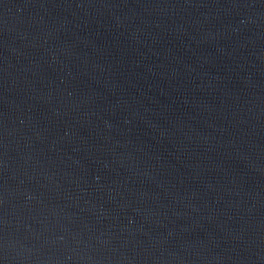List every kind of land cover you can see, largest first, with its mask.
Returning <instances> with one entry per match:
<instances>
[{"label":"water","instance_id":"obj_1","mask_svg":"<svg viewBox=\"0 0 264 264\" xmlns=\"http://www.w3.org/2000/svg\"><path fill=\"white\" fill-rule=\"evenodd\" d=\"M0 264H264V0H0Z\"/></svg>","mask_w":264,"mask_h":264}]
</instances>
